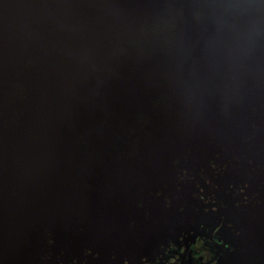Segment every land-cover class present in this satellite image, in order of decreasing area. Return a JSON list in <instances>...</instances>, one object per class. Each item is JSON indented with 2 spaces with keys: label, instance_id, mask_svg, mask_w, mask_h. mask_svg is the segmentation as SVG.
Returning <instances> with one entry per match:
<instances>
[{
  "label": "water",
  "instance_id": "obj_1",
  "mask_svg": "<svg viewBox=\"0 0 264 264\" xmlns=\"http://www.w3.org/2000/svg\"><path fill=\"white\" fill-rule=\"evenodd\" d=\"M211 207L264 264V0H0V264H139Z\"/></svg>",
  "mask_w": 264,
  "mask_h": 264
},
{
  "label": "flooded vegetation",
  "instance_id": "obj_2",
  "mask_svg": "<svg viewBox=\"0 0 264 264\" xmlns=\"http://www.w3.org/2000/svg\"><path fill=\"white\" fill-rule=\"evenodd\" d=\"M235 197V196H234ZM206 205L217 204L214 199H204ZM248 201L242 197L235 207L245 213ZM207 211V210H205ZM211 207V217L196 229H184L174 239L160 243L149 257L141 258L139 264H226L235 259L236 253L245 251L246 230L240 223L233 224L217 214ZM123 264H128L126 261Z\"/></svg>",
  "mask_w": 264,
  "mask_h": 264
}]
</instances>
